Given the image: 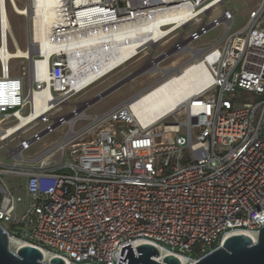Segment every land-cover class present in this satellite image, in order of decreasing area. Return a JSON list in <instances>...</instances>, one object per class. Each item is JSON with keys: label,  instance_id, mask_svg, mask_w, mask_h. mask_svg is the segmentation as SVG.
<instances>
[{"label": "built area", "instance_id": "2783aa9c", "mask_svg": "<svg viewBox=\"0 0 264 264\" xmlns=\"http://www.w3.org/2000/svg\"><path fill=\"white\" fill-rule=\"evenodd\" d=\"M34 3L26 0L29 8ZM53 10L47 80H41L35 68L42 56L32 57L30 74L29 59L8 54L18 47L9 21L16 12L12 0H0V144L13 161L0 162V227L9 239L64 264H117L128 244L134 254L149 244L196 264L230 236L256 243L264 226V0L232 35L235 11L223 0H54ZM221 25L225 33L216 42L193 46ZM144 28L158 38L126 62L146 53L142 68L162 75L157 84L200 62L208 84L146 127L129 119L126 107L70 126L68 117L84 113L77 106L61 114L74 94L69 59L54 50V41L121 32L135 38ZM160 47L168 49L155 56ZM13 60L26 62L16 76ZM36 96L46 105L43 119L59 112L52 124L24 137L39 123L33 119L6 136L34 111ZM9 120L15 123L2 127ZM64 126L68 132L58 143L23 157ZM5 177L26 181L23 211Z\"/></svg>", "mask_w": 264, "mask_h": 264}, {"label": "bare ground", "instance_id": "6f19581e", "mask_svg": "<svg viewBox=\"0 0 264 264\" xmlns=\"http://www.w3.org/2000/svg\"><path fill=\"white\" fill-rule=\"evenodd\" d=\"M12 1L16 14L29 18L31 48L36 46L38 56H42L41 60L36 61L35 71L38 76H41V80H47L48 55L46 50L51 47L49 29L55 15L53 10L54 0H36L31 8L26 5L19 8L15 0ZM136 34L138 36L135 38L128 33L121 32L104 37L95 36L75 42L67 39L54 41L52 45L54 50L58 53H64L69 59L71 70L69 93L75 95L111 74L136 55L141 47L152 43L159 36V32L148 34V30L145 28L137 30ZM8 54L15 58L30 59L29 50H20L19 47H17L16 52H8ZM208 82L209 77L204 66L202 63L197 62L195 65L186 67L179 73L164 79L145 93L140 94L123 111L129 119L132 118L146 127L186 103L191 97L197 95ZM32 106L34 111L31 115L28 117L20 116L21 123L11 128L6 136L11 131L20 129L30 120L36 119V122H40L43 119L42 115L46 110L44 99L36 96ZM81 118L87 119L88 116L77 113V115L68 117L67 121L70 126H73L76 120ZM9 241L12 244L14 240L10 238ZM9 249L11 250V245H9ZM159 252V258L169 255L163 250H159ZM49 259L50 256L44 254L43 261L47 263ZM178 259L180 264H187L184 258L178 257Z\"/></svg>", "mask_w": 264, "mask_h": 264}, {"label": "rangeland", "instance_id": "374dc122", "mask_svg": "<svg viewBox=\"0 0 264 264\" xmlns=\"http://www.w3.org/2000/svg\"><path fill=\"white\" fill-rule=\"evenodd\" d=\"M224 4L229 10H234V22L231 26L228 35H232L235 32L241 30L248 19L249 13L251 11H255L259 7L260 0H223ZM17 7H23L26 5V0H15ZM9 21L12 34L18 44L20 50H25L28 48V40H27V19L26 17L18 16L13 11L9 12ZM29 30H30V21H29ZM225 33V27L219 26L214 28L213 30L209 31L205 36L201 38V40L194 44L193 46H209L210 44L216 42L222 35ZM188 35V32H187ZM167 48L160 47L156 50L155 56L159 55L160 53L166 51ZM151 51L149 50V53ZM147 54L141 53L139 56L131 60L130 62L124 64V66L119 67L111 74L107 75L106 77L102 78L101 80L95 82L91 86L87 87L86 89L82 90L81 92L75 94L68 106H66L61 114H67L71 112L77 105L80 106V110L86 114H92L96 112H104L110 110L116 106H119L124 100L132 97L135 94H140L145 86L157 78V76H141L138 78L133 79L128 84L124 85L114 93L110 94L109 96L105 97L103 101L100 103H96L90 107H85L84 104L90 99H93L96 95L100 94L101 92L105 91L112 85L118 83L125 77L132 75L134 73H141L147 72L142 67L146 60ZM21 63L26 65V62H20L18 60H13L11 62L12 66V74L16 73V70L19 69ZM28 110H24L22 115H26ZM59 112H53L47 116L46 119L41 120L36 127L28 130L24 137L30 136L34 132H41L46 125L52 124L51 119L54 118ZM81 113V112H80ZM85 114V115H86ZM87 116V115H86ZM79 120V119H77ZM76 120V122H77ZM171 121V120H170ZM75 122V123H76ZM15 123V120H9L5 123L2 127L12 126ZM89 124V119H82L77 122L76 128H80ZM69 126L59 127L56 128L52 133L44 135L40 141L33 143L27 151L23 152V157L25 159L34 158L47 149L51 148L53 145L58 143L64 135L68 132ZM181 135L185 136V131L181 132ZM13 145V144H12ZM7 149L5 147H1L0 144V162L3 164H10L12 163V159H8L5 157ZM4 182L6 185L10 186V181L8 178H4ZM14 196H20L23 199V203L19 205L20 211L26 209V197L24 188H19L13 191ZM3 225L10 229V225L3 223ZM14 232L17 229H13ZM13 243L11 244L9 241V245H11V251L15 252L19 247L22 246V242L18 239H13Z\"/></svg>", "mask_w": 264, "mask_h": 264}, {"label": "water", "instance_id": "95a60500", "mask_svg": "<svg viewBox=\"0 0 264 264\" xmlns=\"http://www.w3.org/2000/svg\"><path fill=\"white\" fill-rule=\"evenodd\" d=\"M26 19L28 30L27 40L30 52L28 67L30 74H32V57L38 54V49L36 46H32L33 49L31 48L29 18ZM139 73L136 72L125 77L118 83L96 95L93 99L85 102L84 106L90 107L95 103H98L105 97L131 82L133 79L137 78ZM139 96L140 94L133 95L126 99L121 106H128ZM103 116L104 114L92 116L90 119L92 120V123H95ZM43 135L44 133L41 134V136ZM68 138L69 136L66 137L64 141ZM135 252L136 254H134L132 247L129 244L121 247L117 264H180V261L171 255L164 256L161 263L157 262L156 259L159 257V251L149 244H141L137 246ZM0 264H64V262L60 259L54 258L49 260L48 263H45L43 261L42 253L37 248L31 246H21L15 252L11 251L9 249V237L0 227ZM196 264H264V226L259 231L256 243L253 244L251 239L244 235L230 236L225 239L221 247L200 259Z\"/></svg>", "mask_w": 264, "mask_h": 264}, {"label": "crops", "instance_id": "0c3cea01", "mask_svg": "<svg viewBox=\"0 0 264 264\" xmlns=\"http://www.w3.org/2000/svg\"><path fill=\"white\" fill-rule=\"evenodd\" d=\"M128 62H130V61H128ZM128 62H126V63H128ZM125 63V64H126ZM124 66V65H123ZM19 74V71L18 70H16V73H14L13 75H18ZM147 75H150V76H157V78L156 79H154L153 81H151L150 83H148L146 86H145V88L142 90V92H140V94H143V93H145L147 90H149L150 88H152V87H154L161 79H162V75L161 74H156V73H149V72H141V73H139V76L138 77H141V76H147ZM137 77V78H138ZM26 80V89H27V87H28V85H29V82H28V78H26L25 79ZM139 94V93H138ZM130 98V97H129ZM101 101H103V100H101ZM101 101H99V103L101 102ZM125 101V100H124ZM123 101V102H124ZM122 102V103H123ZM122 103L119 105V106H116V107H114V108H112V109H110V110H107V111H104V112H96V113H92V114H86L85 112H84V115L86 114L88 117H92V116H97V115H102V114H105V113H108L109 111H111V110H113V109H116V108H119V107H122L121 105H122ZM96 104V103H95ZM29 159V158H28ZM13 163V162H12ZM12 163H10V164H12ZM5 178H8L9 179V181H10V186H8V185H6L7 187H9L10 189H13V191H15V190H17V189H19V188H24V191H25V183H26V181L24 180V179H21V180H15V179H13V178H11V177H5ZM6 184V183H5Z\"/></svg>", "mask_w": 264, "mask_h": 264}]
</instances>
